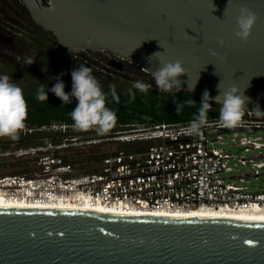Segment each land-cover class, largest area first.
<instances>
[{"label":"water","instance_id":"1","mask_svg":"<svg viewBox=\"0 0 264 264\" xmlns=\"http://www.w3.org/2000/svg\"><path fill=\"white\" fill-rule=\"evenodd\" d=\"M23 2L67 51L113 55L151 77L159 61H182V91L207 89L216 104L220 82L236 86L246 113L264 117V0ZM242 7L258 17L247 42L235 36ZM0 264H264V223L0 209Z\"/></svg>","mask_w":264,"mask_h":264},{"label":"built area","instance_id":"2","mask_svg":"<svg viewBox=\"0 0 264 264\" xmlns=\"http://www.w3.org/2000/svg\"><path fill=\"white\" fill-rule=\"evenodd\" d=\"M209 121L202 137L189 135L188 123L117 133L110 140L131 149L103 157L95 172L84 174L60 156L75 139L58 146L17 147L7 144L14 139L0 137V168L16 169L0 174V200L158 214L201 209L264 213V186L250 191L245 185L264 176V117L245 113L231 129L218 119ZM40 130L45 128L25 125L18 134ZM50 130L64 132L66 127L53 125ZM231 146L250 156H234Z\"/></svg>","mask_w":264,"mask_h":264},{"label":"clouds","instance_id":"3","mask_svg":"<svg viewBox=\"0 0 264 264\" xmlns=\"http://www.w3.org/2000/svg\"><path fill=\"white\" fill-rule=\"evenodd\" d=\"M258 17L247 7L240 9V14L236 18L235 36L244 42H247L253 26ZM218 43L223 46V40ZM160 46V45H159ZM161 52L154 53L149 57L151 62L152 57H159ZM212 55H216L215 52ZM17 61L21 60L18 55ZM36 58L33 56H24L23 64L31 66L35 63ZM159 67L152 72L155 85L160 92L175 93L181 91L182 81L178 79L180 76L188 75L182 61L163 62L159 61ZM216 74V73H215ZM60 76L54 77L56 82L50 89L52 93L59 98L63 104L72 103V98L77 101L76 107L72 109L70 116L73 121V126L80 130L96 129L100 133L108 132L117 122L116 111L107 107V94L103 91V87L96 77L92 74V70L86 66L79 65L78 68L71 72L72 89L71 93L65 92V84ZM198 82V81H197ZM196 82V83H197ZM188 83V90L193 91L195 85ZM151 88L150 84L143 81H135L132 87L128 89V94L132 99H135L133 89L141 93L147 94ZM47 84L40 83L36 93V100L48 101ZM111 95L116 96L115 85H109ZM219 94L214 98L215 103L220 105L218 122L224 128L238 127L246 113V105L250 102V98L244 95V92L232 86L224 89L221 82L218 84ZM212 97L207 89L203 92L198 113L188 123L185 131L195 137L203 136V129L210 123L209 112L212 111ZM185 103L189 105L196 104L194 100H187L183 103H178L173 100L176 112L179 114ZM255 112L261 113L259 107ZM28 116V104L23 94V89L9 75H0V137L17 138L20 130L25 128V122Z\"/></svg>","mask_w":264,"mask_h":264},{"label":"trees","instance_id":"4","mask_svg":"<svg viewBox=\"0 0 264 264\" xmlns=\"http://www.w3.org/2000/svg\"><path fill=\"white\" fill-rule=\"evenodd\" d=\"M42 35L43 39L53 43L54 39L50 35ZM27 36V39H29V41H31L35 46L36 42L33 37L31 35ZM24 40H26V38H24ZM42 46L45 47V41L41 42V47ZM74 63V65L77 67L82 64L79 61ZM126 75L127 74L123 76L125 78L115 75H94L102 85L103 91L107 94V107L116 111L118 117L115 126L106 132L109 139L114 138L117 133L135 129H147L161 124L178 125L189 123L198 113L201 98L182 90L177 93H175V91L172 93L160 92L155 85L153 77L148 79L147 75L140 72H138L137 75H133L135 78L134 81L126 79ZM62 81L65 84V92L71 93V75L66 73ZM135 81H143L144 83L150 84L151 88L147 94L133 89V92L135 93V99H132L128 94V89L132 87V84ZM55 82L56 81L54 79L50 78H45L43 80H29L25 87H21L28 104V116L25 125L34 129L45 128V130L35 131L34 133L26 135L25 137L17 134L16 139L7 142L8 145L16 143L17 147H35L47 144L58 146L63 144L65 141L69 144L71 143L70 140L75 139V141H78L79 136L81 135L94 133L74 132L72 130L74 126L70 113L72 109L76 107L77 101L72 98V103L63 104V102L50 91ZM40 83L47 84L46 91L48 95V101L41 102L35 98ZM109 85H115V97L111 95ZM173 100H176L178 103H183L187 100H194L196 104L189 105L185 103L182 111L177 114ZM211 104L213 109L208 114L209 120L218 119L220 106L214 103ZM53 125L65 126L66 130L64 132L61 130H50V127ZM83 140L85 142L90 139L84 138ZM124 146L127 148V150L131 149L132 147L128 144H124ZM68 148L64 151L68 150ZM103 157L105 156L85 157L77 155L70 159H65V161L72 164L79 170H86L85 172H79L84 174L95 172L96 168L92 170L87 169L91 167L92 164H98Z\"/></svg>","mask_w":264,"mask_h":264},{"label":"rangeland","instance_id":"5","mask_svg":"<svg viewBox=\"0 0 264 264\" xmlns=\"http://www.w3.org/2000/svg\"><path fill=\"white\" fill-rule=\"evenodd\" d=\"M31 24H29V26H26H28L29 29H32L34 28V25ZM25 32H27V30H25L24 28L17 27L12 31V35L9 37L8 42L6 41L7 43H5L4 41H0V45L3 44L0 48V54L2 55L4 61L7 62L5 67H0V75H9L15 82L19 84L20 87H25L28 84L29 80H43L45 78L52 79L54 77L60 76L61 73H67L71 75V72L74 69L78 68L76 65H74V62H80L82 57L68 55V52L65 53L64 50L60 48V46L48 42L45 39L42 40L43 42L45 41V47H37V44L34 46L32 42L27 39L28 36L25 34ZM24 38H26V40H24ZM18 55L21 57V60L19 62L16 59ZM26 55L36 58V61L33 65L27 66L23 64V57ZM91 70L93 75H97L94 69ZM103 73L104 74H100L105 76L109 75V73L111 72H109V70H105L103 71ZM114 73H112L111 75H113ZM125 74H127L126 79L130 81L135 80L133 74L126 71H122L121 75H115H117L118 77H123ZM64 77L65 75H63L61 79H64ZM147 77L148 79L151 78V76ZM72 130L74 132L94 133L79 136V140L72 143L69 146L68 150H62L60 152V156L64 160L70 159L77 155L85 157L103 155L108 156L123 149H127L123 144H119L114 140H110L107 133H100L96 129L80 130L77 128H72ZM84 138H89L90 140L84 142ZM89 141H96V143L90 144L88 143ZM229 149L232 154L238 158H248L250 156L248 152L239 147L231 146L229 147ZM95 166L96 164H92V166L87 170H92L95 168ZM76 169L78 173L86 171L79 170L78 168ZM13 172H16V169L14 170L12 168H0V174ZM245 185L250 191L261 189L264 186V176L260 177L257 180L248 179L245 182Z\"/></svg>","mask_w":264,"mask_h":264},{"label":"flooded vegetation","instance_id":"6","mask_svg":"<svg viewBox=\"0 0 264 264\" xmlns=\"http://www.w3.org/2000/svg\"><path fill=\"white\" fill-rule=\"evenodd\" d=\"M41 1L43 2V5H46L47 0H41ZM29 24L34 25V28L29 29L28 27ZM17 27H22L25 30H27L25 34L31 35L35 40L36 44L40 47H41V42H43L42 34H48L45 31H43L31 19V16L28 13L22 0H0V38H1L0 41L1 42L4 41L5 43H7L9 37L12 35V31ZM53 43L60 46L55 40L53 41ZM60 48L62 47L60 46ZM62 49L64 50L65 53L68 52L67 53L68 55L82 57L80 61L82 63L81 65L86 66L90 69H94L96 71V74H100V73L104 74L103 71L109 70V72H111L109 73V75H111L114 72L115 73L113 75L115 74L121 75L122 71H126L128 73H132L133 75H137L139 71V69L135 65H132L127 61L119 59L113 55L107 56L104 53H94L89 50H86L81 53H73L67 50L65 51L64 48ZM6 63L7 62L4 61L2 55L0 54V67L1 68L5 67Z\"/></svg>","mask_w":264,"mask_h":264},{"label":"bare ground","instance_id":"7","mask_svg":"<svg viewBox=\"0 0 264 264\" xmlns=\"http://www.w3.org/2000/svg\"><path fill=\"white\" fill-rule=\"evenodd\" d=\"M23 1V0H22ZM24 3V2H23ZM0 209H32V210H74L83 212L100 213L116 216H132V217H153V218H213L222 220H234L252 223H264V213L260 212H232L226 209L211 210L201 209L186 211L175 214H158L144 211H113L104 208H75V207H37L26 206L20 203H13L0 200ZM195 214V215H192Z\"/></svg>","mask_w":264,"mask_h":264},{"label":"snow or ice","instance_id":"8","mask_svg":"<svg viewBox=\"0 0 264 264\" xmlns=\"http://www.w3.org/2000/svg\"><path fill=\"white\" fill-rule=\"evenodd\" d=\"M192 215H195V214H192Z\"/></svg>","mask_w":264,"mask_h":264}]
</instances>
